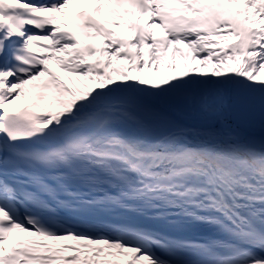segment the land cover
Listing matches in <instances>:
<instances>
[{
  "label": "snow or ice",
  "instance_id": "snow-or-ice-1",
  "mask_svg": "<svg viewBox=\"0 0 264 264\" xmlns=\"http://www.w3.org/2000/svg\"><path fill=\"white\" fill-rule=\"evenodd\" d=\"M0 264H264V0H0Z\"/></svg>",
  "mask_w": 264,
  "mask_h": 264
},
{
  "label": "bare ground",
  "instance_id": "bare-ground-1",
  "mask_svg": "<svg viewBox=\"0 0 264 264\" xmlns=\"http://www.w3.org/2000/svg\"><path fill=\"white\" fill-rule=\"evenodd\" d=\"M75 9H81V10H83V9H87L88 11H91V12H92V6H91L90 4H82V5L78 4V5L70 6V11H74ZM102 14H103V13H102ZM103 15H104V14H103ZM116 31H117V32H120V31H122V30L117 29ZM89 43L95 44V43H93V42H89ZM95 45H98V44H95ZM52 67H53V70H55V65H53ZM61 75H62V74H61ZM23 102L25 103L24 100H23ZM17 106H19V105L17 104ZM21 106H23V105H21ZM20 238H21V237L13 236V237H11V238L8 240L7 244H8V245H11V244L15 243L17 240H19Z\"/></svg>",
  "mask_w": 264,
  "mask_h": 264
},
{
  "label": "rangeland",
  "instance_id": "rangeland-1",
  "mask_svg": "<svg viewBox=\"0 0 264 264\" xmlns=\"http://www.w3.org/2000/svg\"><path fill=\"white\" fill-rule=\"evenodd\" d=\"M17 104H18L19 106L24 105L23 99H22L21 101H18Z\"/></svg>",
  "mask_w": 264,
  "mask_h": 264
}]
</instances>
